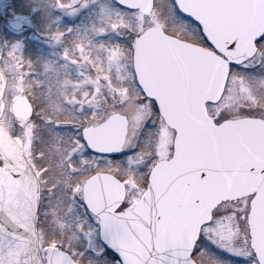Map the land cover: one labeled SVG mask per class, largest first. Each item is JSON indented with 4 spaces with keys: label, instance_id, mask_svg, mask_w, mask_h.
Masks as SVG:
<instances>
[{
    "label": "snow or ice",
    "instance_id": "1",
    "mask_svg": "<svg viewBox=\"0 0 264 264\" xmlns=\"http://www.w3.org/2000/svg\"><path fill=\"white\" fill-rule=\"evenodd\" d=\"M77 2L62 7V0H53V8L75 15L81 10L74 7ZM115 3L119 9L101 7V23L107 21L108 26L98 36L120 35L121 39L116 45L100 44L106 56L98 57L99 68L93 65V72L106 71L108 78L86 80L90 93H83V99L64 101L73 113L74 134L67 140L59 135L62 125L44 114L43 102L29 118L30 133L39 134L33 142L52 151L53 159L61 163L60 174L67 179L62 194L53 180L47 197L37 201L33 235L39 226L43 242L32 264H264V104L254 95L258 74L252 71L264 69V33L250 45L241 36L242 21L264 24V0H166L167 19L174 25L190 26V35L210 54L207 60L219 65L216 72L223 87L218 81V96L210 92L212 99H203L207 119L202 122L195 119L203 96V92L196 95L200 69L171 62L163 65L159 80L142 75L143 38L146 32H155L158 18L151 9L143 10V0ZM193 4L197 11H188ZM72 31L57 32L51 39L60 42ZM21 48L16 43L6 58L0 56L4 88L8 87L7 73L20 69L22 74L25 67L31 68V62L24 65ZM118 49L127 50L131 63L120 59ZM129 72L135 93L131 88L122 94L107 87L114 78L128 87ZM78 75L88 74L78 71ZM81 86L76 83L77 89ZM133 94L141 99L129 111L127 97ZM190 95L197 100L194 105L186 101ZM237 96L252 106L234 115L229 107ZM118 118L124 122L122 135L108 145H98L97 138ZM38 155L43 159L42 153ZM3 164L0 160V167ZM165 168L174 169L177 176L160 193L154 181ZM104 170L117 174L123 195L97 208L88 198L87 184L80 181L105 179L97 175ZM51 171L44 166L45 183ZM229 182L237 183L241 194L214 192L217 185ZM65 196L78 209L72 225L78 233L75 243L43 227L48 217L45 200L51 204ZM170 200H178L177 209L189 213L185 223L177 222ZM140 226L146 236L138 230ZM11 235L6 229L0 234V251L17 246L16 238L8 239ZM131 247L136 248L134 254Z\"/></svg>",
    "mask_w": 264,
    "mask_h": 264
},
{
    "label": "rangeland",
    "instance_id": "2",
    "mask_svg": "<svg viewBox=\"0 0 264 264\" xmlns=\"http://www.w3.org/2000/svg\"><path fill=\"white\" fill-rule=\"evenodd\" d=\"M85 4L90 6L82 8V5ZM69 5H72V0H62V7ZM0 6L7 46L4 57H7V51L13 45L20 43L24 65L31 62V68L25 67L22 74L20 69L7 73L8 87L4 98L6 109L2 122L12 135L21 138L25 153L34 164V168H36L35 170L42 181L43 198L47 197V189L53 180L60 185V188L57 189L58 194H62L63 189L67 186V179L60 174L61 163L53 159L51 150L40 143L33 142L39 134L32 135L30 133L33 125L29 120L17 123L12 110H10V105L20 95L30 96L36 102L37 107L43 102L44 114L53 121H59L62 125L59 135L65 140L70 138L74 134L71 128L73 113L70 111L69 104L64 103V101L72 100L74 97L83 99V93H90L91 88L86 86V80L97 77L100 79L108 78L106 71L93 72V65H96L97 68L100 67L98 57L103 58L106 56V53L101 52L98 46L100 44L106 46L116 45L121 37L120 35L111 34L98 36V32L108 26L107 21L101 23L100 9L101 7L119 9V7L113 0H95V2L93 0H78L74 7L81 10L75 15H69L62 10L54 9L53 0H0ZM35 7H41L42 9H40L43 12L33 16ZM153 12L155 17L158 18L156 26H160L170 34H182V30L190 27L183 24L174 25L172 20L167 19L166 0H156ZM15 19L20 20L24 25L22 30L18 32L10 31L11 29L8 26L9 22ZM113 20H115V17H113ZM41 24L42 26L39 29ZM145 27L148 28V25L145 24ZM68 29L73 31L70 35L65 34L60 42L51 39L53 34L57 32L65 33ZM184 34L190 42L198 41L190 35L189 31H184ZM25 49L28 52L27 56L32 55L28 59L26 58ZM118 51L121 60L131 63L129 57L125 55L126 49H118ZM107 66L108 62L105 60L104 69ZM35 71L39 73L38 77L28 76L30 72L35 73ZM78 71L87 73V77L78 75ZM252 71L258 74V78L253 85L254 95L259 103L264 104V69H253ZM77 82H80L83 86L77 89ZM127 85L128 87H125L124 83L118 78H114L109 81L107 87L117 89L122 94H126L128 89L131 88L132 92L135 93V88L131 83V72L128 73ZM127 98L130 101L129 111H131V106L138 99H141L136 94ZM251 106V102L246 98L237 96L230 105L229 111L236 115L243 113ZM144 107L147 108V105ZM76 115H79V113H76ZM75 122L77 125L79 124L78 120ZM40 153L43 154V159L38 155ZM45 165L52 169L51 173L47 175L48 183H45V179L42 178L45 175ZM102 172L113 173L117 176L115 172L107 170ZM86 178L81 180L80 183L84 184ZM45 203L48 207L47 223L43 225L45 231L54 229L59 238L71 240L73 243L77 242L78 233L72 227L78 212L76 206L66 196L60 202L53 201L51 204H47L45 200ZM44 220L45 217L42 216L41 221ZM40 239V244H42L43 237L41 233ZM54 244L55 241L49 245L48 250L52 249Z\"/></svg>",
    "mask_w": 264,
    "mask_h": 264
},
{
    "label": "water",
    "instance_id": "3",
    "mask_svg": "<svg viewBox=\"0 0 264 264\" xmlns=\"http://www.w3.org/2000/svg\"><path fill=\"white\" fill-rule=\"evenodd\" d=\"M144 11L153 10L152 0H143ZM188 11H197L195 5H190ZM21 27H17V25ZM13 30H20L22 23L20 21H11L9 24ZM155 32H146L142 43V54L140 57L141 74H151L154 79H161V68L165 63L193 64L200 69V79L196 95L203 92L202 98L198 100L199 107L195 109V119L202 122L207 119V113L203 112V99H212L208 93L217 91V82L219 87H223L222 80H219L216 69L218 64L209 62L207 56L210 55L200 46L179 41L175 38L165 35L160 28H155ZM264 33V24L258 21H242L241 36L243 42L251 44L252 40ZM4 53V43L1 32V14H0V56ZM218 59V58H217ZM0 60V68H2ZM6 88L0 84V160L4 161L3 167H0V234L6 229L13 235L8 239H17V246L12 248L5 247L0 251V260L4 264H32V258L39 251L38 228H35L33 235V225L35 222V212L37 201L40 200V184L33 173L23 151L22 140L13 137L1 123L5 111L4 94ZM151 94V93H150ZM186 101L194 105L197 100L194 96H186ZM11 110L15 120L18 122L27 121L33 112V107L25 96L17 97L11 104ZM124 130L122 118L114 119L109 126L103 130V135L96 140L98 145H108L112 143L117 136H121ZM97 175L106 177L102 180L89 178L85 184L88 187V198L97 208L111 203L118 197L122 198V185L110 174L98 173ZM177 176V172L171 168H165L158 172L154 181L158 192L162 193L164 189L171 184ZM119 185V187H118ZM239 185L237 183H221L216 186L214 192L222 196L238 195ZM178 200L168 201L170 210L177 218L179 224L185 223L189 219V213L183 209H177ZM147 210H144L146 218ZM143 235L147 231L142 229ZM52 250V249H51ZM49 250V251H51ZM130 253H135L136 248L131 247Z\"/></svg>",
    "mask_w": 264,
    "mask_h": 264
},
{
    "label": "flooded vegetation",
    "instance_id": "4",
    "mask_svg": "<svg viewBox=\"0 0 264 264\" xmlns=\"http://www.w3.org/2000/svg\"><path fill=\"white\" fill-rule=\"evenodd\" d=\"M163 31H164V33L165 34H167V35H170V36H173V37H175V38H177V39H179V40H182V41H186V42H190L188 39H187V36H186V34H184V31H187L188 32V30H187V28L186 29H184V30H182V34H179L178 33V31H177V33H178V35H173V34H170L169 32H167V31H165L164 29H162ZM192 43H194V44H197V45H200V42L199 41H197V42H192ZM102 172V171H101ZM100 173V172H99ZM115 175V174H114ZM40 178V177H39ZM89 177H87L86 179H85V181L88 179ZM119 178V177H118ZM41 180V179H40ZM84 181V182H85ZM42 182V181H41Z\"/></svg>",
    "mask_w": 264,
    "mask_h": 264
},
{
    "label": "trees",
    "instance_id": "5",
    "mask_svg": "<svg viewBox=\"0 0 264 264\" xmlns=\"http://www.w3.org/2000/svg\"><path fill=\"white\" fill-rule=\"evenodd\" d=\"M40 8H41V7H39V13H38V14H41V13L43 12V10H41L42 8H41V9H40ZM38 14H37V15H38ZM37 15H35V16H37ZM41 26H42V24L39 25V29L41 28ZM25 53H26V58H27V59H28L30 56H32V55L27 56L28 52L26 51V49H25ZM37 65H38V64H37ZM38 66H39V65H38ZM29 74H30V75H29ZM29 74H28L29 77H35V76L38 77V76H39V73H37L36 71H35V73H31V72H30Z\"/></svg>",
    "mask_w": 264,
    "mask_h": 264
}]
</instances>
